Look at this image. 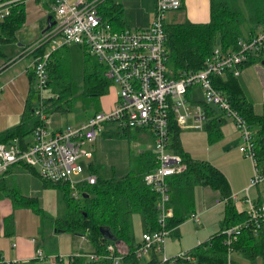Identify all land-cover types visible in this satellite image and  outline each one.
Listing matches in <instances>:
<instances>
[{
    "label": "trees",
    "instance_id": "obj_1",
    "mask_svg": "<svg viewBox=\"0 0 264 264\" xmlns=\"http://www.w3.org/2000/svg\"><path fill=\"white\" fill-rule=\"evenodd\" d=\"M235 1L238 0H211V19L206 23H195L189 19L166 20L164 25L167 34L166 47L169 52V63L173 65L175 76H180L184 71L203 68L207 57L212 55L216 47L225 53L238 50L241 38L250 39L259 30L264 29V0H243L249 11L247 19L254 25L251 33L247 36L242 35L246 17H244L243 9L239 6L241 3ZM35 2L42 5L53 20L52 5L55 0H35ZM25 5V2H16L11 6L10 14L0 18V55L3 54V49L6 46L17 41L16 32L26 22ZM182 9H184V3L179 10ZM100 10L116 29L127 27L124 22L125 9L122 4L106 0L100 6ZM49 47L50 42L46 41L38 46L31 55H43L50 49ZM78 47L82 48L85 53L84 75L81 82L75 83L71 74V45L58 47L50 51L48 55V79L43 97V103L47 105L44 111L48 119L51 114L56 112L61 114L72 112L77 108V104L84 112V116L89 115L88 118L102 110L101 97L109 91L111 80L104 75L105 67L96 56L91 54L87 48ZM20 56L22 55H17V58ZM263 60L264 50L250 55L243 67ZM28 72L30 86L21 117L15 125L0 131V142L10 143L18 140L22 146H25L30 142L35 128L45 123L36 112L39 104V91L35 88L33 69H29ZM213 81L227 94L232 105L254 128L256 159L260 170L264 172V104L261 112L256 111L254 102L248 96L240 76L233 72L213 75ZM34 97L37 99L35 104H33ZM198 102L202 103L208 112L205 128L209 138L214 140L220 137L221 120L223 119L221 114H217L212 105L203 101L195 103ZM222 115L225 116L223 112ZM181 130V125L176 122L173 116L170 125L169 147L182 156L185 168L169 177L171 193L169 205L173 212L165 225L159 220L158 192L147 185L145 181L146 173L158 165L154 150L143 152L136 161L131 157L133 166L122 176L103 178L98 175L97 182L94 184H79L80 193L78 196L71 195V188L67 181L44 179L30 165L17 163L38 177L45 187L51 186L62 190L65 210L62 214L51 219L55 229L87 234L95 246L93 251L72 253L67 256L56 255L53 261L45 264H113L112 260L107 257L94 260L87 256L91 252L105 254L108 252L109 244L114 245L116 254L122 255V264H233L231 255L233 250L240 251L250 258L257 255L264 256L263 226L256 227L254 223H251L242 228L231 245L225 242L224 229L239 222L249 221V212L248 210H239L235 201L230 198L233 192L225 173L209 160L194 157L184 147ZM134 131L136 129L125 128L118 133L132 137ZM29 135L30 139L26 138ZM90 171L97 173L94 161L91 162ZM196 185L211 186L220 191L222 198H230L225 206V217L221 227L209 238L200 241L188 250L191 258L179 256L178 253L172 256L167 255L168 257L164 258L162 257L163 253L156 248V245H153L147 257H138L136 248L141 242H133L131 214L141 212L145 218L147 231L169 229V236L174 232L176 226L196 213L194 193ZM7 194L14 206H27L41 214L42 211L34 196L23 194L18 187L10 184L7 187ZM3 222L5 234L12 235L14 233L13 214L5 216ZM105 227L110 228L114 238L105 235L103 229ZM40 260L34 257L26 263L1 261L0 264H36Z\"/></svg>",
    "mask_w": 264,
    "mask_h": 264
},
{
    "label": "built area",
    "instance_id": "obj_2",
    "mask_svg": "<svg viewBox=\"0 0 264 264\" xmlns=\"http://www.w3.org/2000/svg\"><path fill=\"white\" fill-rule=\"evenodd\" d=\"M28 0H0V18L10 14V8L16 2ZM106 0H55L52 5L54 24L46 29L41 38L28 45L23 54L30 55L31 61L24 71L33 69L35 88L39 91V104L36 112L44 120L33 131L30 142L22 146L18 140L10 143L0 142V175L11 165L25 163L33 167L40 177L53 181H67L71 195L78 196L79 184L97 182V174L75 181L73 176L84 172L82 157L94 156L92 143L102 122H117L120 130L125 128H143L154 136V149L158 165L145 175V181L158 192L157 208L159 220L165 225L172 210L169 177L185 168L182 156L171 150L170 125L172 117L180 124L192 120L197 128H205L208 112L200 102L195 103L189 97V90L200 85L203 101L217 106L226 117L230 118L239 130L243 142L240 150L253 160L254 171L243 198L248 203L249 221L239 222L224 229L225 242L229 245L237 238L244 226L254 223L257 227L264 225V200L254 201L249 193L251 186L264 180V172L258 166L255 154V131L243 115L232 105L227 94L218 88L213 75L233 72L240 75L244 63L264 50V29L250 39L241 38L239 49L228 53L216 47L212 55L199 70L184 71L175 76L169 63L166 47L167 34L165 22L167 13L179 10L183 0H156V11L152 23L147 27H126L116 29L103 16L100 6ZM49 41L50 49L43 55H31L42 43ZM63 45L83 46L96 56L104 65V75L118 87L115 105L101 110L78 124H68L63 128L49 130V119L44 111V90L48 79L47 60L50 51ZM0 84V91L3 88ZM240 194L232 193L230 198L237 200ZM229 197L218 200L227 202ZM199 219L197 213L191 217ZM169 229L147 231L136 248V255L143 258L153 245L165 253ZM15 244V243H13ZM177 255L191 258L187 251ZM62 256V255H61ZM90 259L107 257L113 264H122V255L115 253L113 244L108 245L105 254L91 252ZM35 258L42 259V250L36 248ZM166 255L164 258H167Z\"/></svg>",
    "mask_w": 264,
    "mask_h": 264
},
{
    "label": "crops",
    "instance_id": "obj_3",
    "mask_svg": "<svg viewBox=\"0 0 264 264\" xmlns=\"http://www.w3.org/2000/svg\"><path fill=\"white\" fill-rule=\"evenodd\" d=\"M113 1L118 4H122L124 6V9H126L127 7L126 1H121V0L120 1L113 0ZM140 1H145L144 9L146 15L138 18L136 23L139 25V28H142V27H147L152 23L156 11V0H140ZM30 2H34V3H30ZM235 2L245 4L243 0H238ZM25 3H26L25 5L26 22L28 21L29 17L36 18L40 16L45 17V21H46V17L48 16V14L46 13V10L42 7V5L35 2V0H28ZM183 3H184V9L179 10L183 12L181 16L182 19L175 20L177 17L176 12L178 10L172 11L173 13L172 17L174 21H182L185 19H189L195 23H206L210 21L211 0H184ZM124 22L126 23L125 18H124ZM113 23L114 25H116V22L114 20ZM245 23L246 20L244 21L242 27L243 36H247L249 33H251V29L254 26L252 25V22H250L251 25H249V27L246 28ZM44 27H45V22L44 24H40V30H41L40 35L37 36L32 41L28 43H22V42L18 43L17 46L10 44L12 46H10L9 50L12 55H4L8 57L7 60L4 61L0 66V83L4 82L2 83L4 86L0 92V131L15 125L21 117L24 108L25 98L27 96L30 86L29 72L24 71L25 67H27V59H24L22 57L25 56V54H23V51L30 43H33L34 41L36 42L41 38ZM17 32H16V36H17ZM18 41L19 40L17 37V41L13 44H16ZM17 55H22V56L17 58ZM12 58L13 60H10ZM259 63H263V66L260 65L257 66L256 70L262 68V70L264 71V60H263L262 62L259 61L244 66L242 68L241 74L239 75L247 90L248 96L254 102V106H255L254 98L253 96H251L249 90L247 89L248 87L246 84L248 80L247 73H248V67L252 65H257ZM171 67L174 71L173 65H171ZM261 94L264 95V87L262 88ZM117 96H118V87L111 82L109 91L101 97L102 110L112 108L116 103ZM189 97L193 102L203 101V90L201 86L200 85L192 86L189 90ZM106 98H109V100L104 103V100ZM261 103L263 109L264 99L263 102ZM209 105H212L216 109L217 114H221L223 118L222 120L220 119L221 120L220 137L211 140L208 136V132L206 128H197L194 126L193 121L190 120L186 124L179 123L182 127L181 130L182 143L184 147L194 157L209 160L210 162L217 165L225 173V175L229 179L232 192L241 195L240 198L234 200L237 208L239 210H248V203L241 197L243 196L245 189L250 184V180L254 171L253 161L251 158L246 156L240 150L239 147L232 148L227 146L228 142H231L232 140H234L235 144H238L240 142L241 140L240 132L235 127L234 122L230 118L222 115V111L217 106L213 104H209ZM88 116L89 115L82 117L76 123H80L81 121L87 119ZM229 119L231 120V123H228ZM173 121L175 120L173 119ZM176 122L178 123L177 120ZM135 129L136 131L132 133V137L128 136V139L130 141L134 140V142H137L139 144L140 149L138 156H140L143 152L148 150L155 151L154 136L151 134V132L143 128H135ZM29 137L31 136L29 135L26 138ZM98 141H99V132H97L95 140L92 143L87 144L93 150L95 148L94 156L91 158L82 157L80 160L81 162L85 160L88 163L87 167L89 170L92 161H94V163L96 164V159H97L96 143L98 144ZM132 151L133 150L130 149V153ZM131 157H133L132 154L130 155V163H131ZM96 167H98L97 164ZM25 171L27 172V170L24 169L22 165L13 164L7 169L6 172L0 175V262L15 261L19 263H26L30 261L32 258H34L36 248H40L42 250V259H45L50 256V261H53L56 255L67 256L72 253L95 250V246L91 243L87 234L56 230L51 221V217H49L48 227H44L42 220H40L39 222L40 217H38L39 216L38 213L33 211L32 208L27 206H14L12 204L11 199L8 197L7 194L8 184L15 185L21 190L23 194L29 195L22 189V187L20 186L19 182L16 179L17 174H23ZM113 176H117V175H112L111 177ZM111 177H103V178H111ZM194 193H195V210L196 213L197 211H199L198 214L199 219L197 220V219L189 218L175 227L174 232L170 235H174L175 231H177V233L179 231V233L175 235L180 237V240L182 239V242H181V246H174L176 240L173 239L174 237L169 238L168 236L166 240V248H165L166 254L168 256L177 254L179 250L191 249V247L195 246L200 241L209 238L212 233H214L221 227V224L225 217V206L227 202L218 203V200L222 198L220 191L208 185H196L194 188ZM249 193L254 201L262 202L264 200V180L254 186H251L249 189ZM171 210L173 212L172 207ZM10 213H12L14 216V233L12 235H6L3 220L4 217ZM131 219L132 218H130V220ZM35 221L39 222V224L34 225ZM186 221H193L196 224H194L191 229L190 227L183 228V226L186 223H188ZM23 222H25L26 224L25 227L23 226ZM29 226H31V229H28ZM141 229H142L141 231L142 234L144 231L145 232L147 231L144 215H143ZM263 231H264V225H263ZM142 234H141V238L138 241L133 239V242L134 243L141 242L143 239ZM185 235H187V237L190 238L192 242L186 243L184 241ZM148 255L149 253L146 254L143 258L147 257ZM231 255L233 258V264H264L263 255H257L255 257L250 258L247 257L244 253L234 250L231 253Z\"/></svg>",
    "mask_w": 264,
    "mask_h": 264
},
{
    "label": "rangeland",
    "instance_id": "obj_4",
    "mask_svg": "<svg viewBox=\"0 0 264 264\" xmlns=\"http://www.w3.org/2000/svg\"><path fill=\"white\" fill-rule=\"evenodd\" d=\"M116 1H120V0H116ZM121 1L127 2L126 3L127 7L125 9V17H124L127 23V27H130L132 29L139 28V25L136 22L138 18L146 15L144 9L145 1H140V0H121ZM30 3H34V2H30ZM239 6L243 9L244 17H246L245 25L246 28H248L249 25H251L249 20L247 19V17L249 16V11L247 10L248 7L246 4H239ZM182 14L183 12L178 10L176 12L177 17L175 20H181ZM172 15H173L172 12L167 13L168 21L174 20ZM44 22H45V17L43 16L36 18L29 17L25 25L22 28H20L19 31L17 32V37L19 41L16 44H12V45L17 46L18 43L21 42L28 43L33 39H35L41 33L40 24H44ZM12 45L6 46L3 49V54L0 55V66L4 61L7 60L8 56H4V55H12L9 50L10 46ZM70 54H71L70 56L71 74L73 77V81H75V83L81 82L82 77L84 75V54H85L84 50L76 45H71ZM29 56L28 55L22 56L24 59H27V65L31 61V56L30 57ZM259 65L263 66V63H259L257 65H252L248 67V73H247L248 80L247 83L246 82L245 83L249 87V88L247 87L249 93L254 98L256 110L258 112H261L262 111L261 102H263L264 99V95L261 94L262 88L264 87V71L262 70V68L256 70L257 66ZM2 83L4 82H1L0 84ZM108 100L109 98H106L104 100V103L107 102ZM35 103H37L36 97H34L33 99V104ZM76 106L77 108L73 109L72 112L70 111L64 114L56 112L51 114L49 122L47 124L48 129L54 130L58 127H65L68 124H72V125L76 124L77 121H79L82 117H84V112H82L80 110V107H78L79 104H77ZM228 123H231L230 119L228 120ZM119 131H120V127L117 122L104 121L100 125V129L98 130L99 141L98 144L96 143V152H97L96 164L98 165L97 167L98 169L96 173L97 176L98 175L102 177H111L112 175L121 176L123 174H126L133 166V164L130 163V155L131 154L133 155L134 161L137 160L140 149L139 144L137 142H134V140L130 141L127 135L119 134L118 133ZM241 140L238 144H235L234 140H232L231 142H228L227 146L232 148L235 147L240 148L244 142L243 140L242 141ZM86 148L90 149L88 145H86ZM130 149L133 150L131 153H130ZM81 163L84 166V172L80 175L73 176L72 179L75 181H80L83 178L86 179L90 176V174H93L88 169L87 167L88 163L85 160H83ZM16 179L26 193L36 198L37 205L38 207H40V210L42 211L41 214H38L39 215L38 217H40L39 222L40 220H42L44 227H48L49 217H51L52 219L58 214L63 213V211L65 210V206L62 201L63 192L61 189L51 186L45 187L39 178L32 175L28 171L27 172L25 171L23 174H17ZM197 214H199V211H197ZM131 218H132L131 234L133 239L138 241L141 238V234H142L141 228H142L143 214L141 212H133L131 214ZM39 222L35 221L34 225H38ZM186 222L188 223H186L183 226V228L190 227L191 229L193 225L196 224L193 221H186ZM25 225H26L25 222H23L24 227ZM28 229H31V226H29ZM144 233L145 231L142 234V238ZM178 233L177 231H175V234ZM175 234L169 235V238L174 237L173 239L176 240L174 246H181L182 239L180 240V237H178ZM184 241L186 243L192 242V240L188 238L187 235H185ZM182 251H187V250H179L177 253H180ZM166 255L167 254H162V257H165ZM47 262H50V256L45 259H41L40 262H37L36 264H45Z\"/></svg>",
    "mask_w": 264,
    "mask_h": 264
},
{
    "label": "water",
    "instance_id": "obj_5",
    "mask_svg": "<svg viewBox=\"0 0 264 264\" xmlns=\"http://www.w3.org/2000/svg\"><path fill=\"white\" fill-rule=\"evenodd\" d=\"M51 15H48L47 17H46V26L44 27V29H43V32L46 30V29H48V28H50L53 24H54V20H51ZM104 229V233H105V235L107 236V237H110V238H114L115 236L112 234V232H111V230H110V228H107V227H105V228H103Z\"/></svg>",
    "mask_w": 264,
    "mask_h": 264
}]
</instances>
